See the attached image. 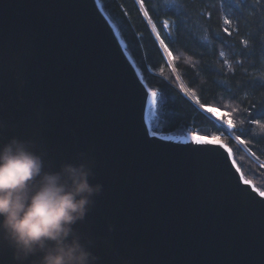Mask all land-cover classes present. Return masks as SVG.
I'll use <instances>...</instances> for the list:
<instances>
[{"label": "water", "instance_id": "95a60500", "mask_svg": "<svg viewBox=\"0 0 264 264\" xmlns=\"http://www.w3.org/2000/svg\"><path fill=\"white\" fill-rule=\"evenodd\" d=\"M105 17L100 0H0V115L57 163L91 156L103 189L79 227L100 264H264V198L231 147L140 138L135 61Z\"/></svg>", "mask_w": 264, "mask_h": 264}, {"label": "trees", "instance_id": "16d2710c", "mask_svg": "<svg viewBox=\"0 0 264 264\" xmlns=\"http://www.w3.org/2000/svg\"><path fill=\"white\" fill-rule=\"evenodd\" d=\"M100 1L137 66L141 71L145 65L152 68V86L168 99L166 115L162 118L167 129L164 133H184L185 124L194 125L190 130H198L208 137L223 131L214 118L199 110L195 102L184 95L181 85L195 91L201 102L212 107L230 102L233 106L239 103L241 107L255 104L254 114L264 112V79L260 78L264 72V0H232L231 6L223 8L219 0H185L182 7L188 13L187 21L174 31L171 42L165 36L174 55L180 57L172 62L175 73L162 58L166 54L158 51L160 46L154 40L151 27L138 14L135 0ZM151 7L156 9V0H152ZM122 9H126L127 15ZM208 13H211L210 18ZM223 16L232 20L231 36L222 31ZM243 40L248 41L247 46ZM220 51L225 52L224 58L232 64V70L222 65ZM182 53L192 57V62L185 63ZM221 83L224 87H220ZM245 116L246 113H237L233 118L238 124ZM236 134L243 136L244 144L237 141L234 134L224 133L220 139L231 147L244 176L264 191V167L261 166L264 165V133L256 130L253 135L246 125L238 124Z\"/></svg>", "mask_w": 264, "mask_h": 264}, {"label": "clouds", "instance_id": "9594fccd", "mask_svg": "<svg viewBox=\"0 0 264 264\" xmlns=\"http://www.w3.org/2000/svg\"><path fill=\"white\" fill-rule=\"evenodd\" d=\"M93 167L83 152L57 163L36 138L0 123V243L13 264H100L95 237L79 227L103 189L90 182Z\"/></svg>", "mask_w": 264, "mask_h": 264}, {"label": "snow or ice", "instance_id": "6c2138e0", "mask_svg": "<svg viewBox=\"0 0 264 264\" xmlns=\"http://www.w3.org/2000/svg\"><path fill=\"white\" fill-rule=\"evenodd\" d=\"M152 0H135V5L138 14L143 17L147 24L151 27V31L154 35L155 42L160 46L158 51H162V53L166 54L165 57L168 62V67H170L175 73L176 69L173 65V61L179 60V56L174 55V49L169 47V43L166 42L165 36H167L168 41L171 42L174 38V31L178 30L179 25L182 22H186L188 19V13L182 5L185 3V0H156V9L151 7ZM220 7L223 8L226 5L231 6L232 0H219ZM179 8V11L177 9ZM125 15H127L126 9H122ZM210 18L211 13H208ZM108 24H112V20L105 17ZM223 25L222 31L223 33L231 36L230 26L232 24V20L227 16L221 17ZM113 28L115 25L112 24ZM162 33L164 35H162ZM119 35V33H117ZM207 39V37H205ZM219 39V37H216ZM242 43L247 46L248 41L243 40ZM123 55L127 56L128 60L131 61V56L128 55L127 50L125 49ZM219 57L222 58V65L226 67L228 70H232V64L225 57V52L220 51ZM130 67L134 68L135 71L133 75L137 78L136 84L140 91L141 96V123L139 136L142 141L151 146L156 147H165L167 146L162 142H171L176 140L177 138L172 135H162V132L167 131V129L163 126L162 118L166 115V109L168 106L167 97L161 92V90L154 88L152 86L151 77L153 75L152 68L150 66L145 65L143 71L136 66L135 62H132ZM163 73V69H161V74ZM147 74V76L145 75ZM260 78L264 79V72L260 74ZM220 87H224V84L221 83ZM180 90L184 92V95L188 97L189 100L195 102V105L198 106L199 110L204 113L209 114L214 121L217 123L218 128L223 131L219 135H213L208 137L204 134H201L198 130H190L194 125H184V129L186 134L180 138L181 143L188 145H195L192 150L194 152L201 153H210V152H218L221 148L225 147L220 141V135L224 133H229L230 135L234 134L235 139L239 141L241 144L245 143V139L242 135L236 134L238 130V124L236 120L233 118L237 113H246V116L240 120L243 121L242 126H247L249 132L251 134H255L257 128L264 124V112L256 113V105L250 104L248 107H241L239 103L237 106H233V104L225 103L222 107H212L206 103L201 102V100L197 97L195 91L191 89H185L183 85L180 86ZM230 109V111H229ZM145 113L150 114L153 119L148 120L145 118ZM5 122L4 114L0 115V123ZM239 126H241L239 124ZM231 153H229L230 155ZM252 156H256L255 152H251ZM225 160H228V156L224 157ZM258 159V157H257ZM230 166V165H229ZM264 167V165H261ZM239 171V169H237ZM237 182H242L244 185H249L253 190L258 192V195L261 198H264V191H260L259 189H255V186L252 185L251 181L245 179L243 175H239L236 177ZM261 203H264V199L261 200ZM11 255L6 246H0V264H5L6 259Z\"/></svg>", "mask_w": 264, "mask_h": 264}]
</instances>
